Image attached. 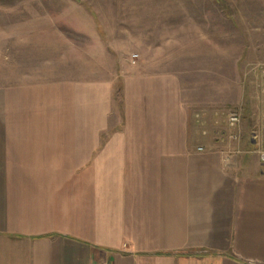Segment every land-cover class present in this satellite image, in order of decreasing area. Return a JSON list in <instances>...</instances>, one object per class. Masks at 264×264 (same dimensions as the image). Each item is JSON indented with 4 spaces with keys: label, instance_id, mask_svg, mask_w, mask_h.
I'll use <instances>...</instances> for the list:
<instances>
[{
    "label": "crops",
    "instance_id": "crops-1",
    "mask_svg": "<svg viewBox=\"0 0 264 264\" xmlns=\"http://www.w3.org/2000/svg\"><path fill=\"white\" fill-rule=\"evenodd\" d=\"M23 58L0 59V264H264V164L173 71Z\"/></svg>",
    "mask_w": 264,
    "mask_h": 264
},
{
    "label": "rangeland",
    "instance_id": "rangeland-1",
    "mask_svg": "<svg viewBox=\"0 0 264 264\" xmlns=\"http://www.w3.org/2000/svg\"><path fill=\"white\" fill-rule=\"evenodd\" d=\"M24 51L45 69L140 54L190 89L201 132L264 148V0H0V59Z\"/></svg>",
    "mask_w": 264,
    "mask_h": 264
},
{
    "label": "built area",
    "instance_id": "built-area-1",
    "mask_svg": "<svg viewBox=\"0 0 264 264\" xmlns=\"http://www.w3.org/2000/svg\"><path fill=\"white\" fill-rule=\"evenodd\" d=\"M139 59L138 55L133 56V64L136 65L137 60ZM240 116L237 114L231 115L230 117V126L233 128H236L239 124H240ZM202 150V149H200ZM260 159L261 162L264 164V148L263 150L260 152Z\"/></svg>",
    "mask_w": 264,
    "mask_h": 264
}]
</instances>
